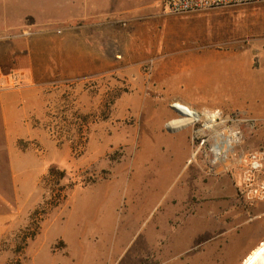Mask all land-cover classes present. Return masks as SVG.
Instances as JSON below:
<instances>
[{
	"label": "rangeland",
	"instance_id": "rangeland-1",
	"mask_svg": "<svg viewBox=\"0 0 264 264\" xmlns=\"http://www.w3.org/2000/svg\"><path fill=\"white\" fill-rule=\"evenodd\" d=\"M118 1L103 3L114 11L91 35L104 42L96 59L107 60L108 69L52 81L65 74L64 39L73 45L88 39L85 28L68 25L90 19L66 22L72 8L59 0H0V66L12 63L26 74L13 101L21 104L17 117L43 129L39 160L26 162L30 170L34 164L44 170L42 201L32 192L38 176L26 179L24 209L40 203L27 224L0 240V264L201 263L226 234L221 221L235 215L256 226L251 237L264 240V199H246L240 191L244 155L264 152V98L246 90L264 78V0L180 14L166 12L163 0ZM231 63L247 75H234ZM207 73L205 90L186 89ZM219 78L231 80L224 91ZM233 79L241 85L234 87ZM176 102L196 111L183 126L191 131L192 151L162 170L161 141L188 132L167 127L170 115L184 116ZM206 110L219 112L213 128L205 129ZM220 132H236L239 141L214 162ZM53 166L65 173L60 185H67V196L43 215L40 205L59 187ZM256 176L264 179V167ZM216 186L224 189L220 195L213 194ZM208 203L214 206L205 211ZM202 214L210 229H191L187 221ZM181 248L189 249L177 253Z\"/></svg>",
	"mask_w": 264,
	"mask_h": 264
},
{
	"label": "crops",
	"instance_id": "crops-1",
	"mask_svg": "<svg viewBox=\"0 0 264 264\" xmlns=\"http://www.w3.org/2000/svg\"><path fill=\"white\" fill-rule=\"evenodd\" d=\"M123 0H119L121 2ZM114 3V0H59V5L64 7L66 10H72L65 14L66 22H71L77 19H90V21H83L76 23L75 25H68V28L76 26L78 28H85V35L88 39L85 43L79 41L76 45L73 42L65 40L62 44V57L60 58V68L65 72L64 75L58 80H69L77 78L75 72H85L87 75L102 73L106 71L107 60L103 63L97 61L96 50L105 49L104 42L97 43L92 40V32L94 27L107 25L106 19L114 11V5L104 6L103 3ZM127 2V1H125ZM101 3V4H100ZM135 11L137 9L134 7ZM102 17L104 21L93 20L94 18ZM92 19V20H91ZM79 21V20H78ZM89 35V36H88ZM13 50V45H11ZM200 54V53H199ZM205 55H208L204 53ZM11 57V56H10ZM13 57H11L12 59ZM11 62V60H10ZM112 63V61H111ZM202 67H205L200 63ZM139 65V64H138ZM137 65V66H138ZM198 65V64H197ZM12 63L9 66H0V240L7 236L13 231V234L25 224H27L30 213L39 205L40 200L44 199L42 190V184L40 177L43 175V171H40L36 164L34 169L30 170L28 166V160L34 159L39 160V155L42 154L43 148L40 140V132L43 130L35 124H27L22 119L17 117L18 111H20V101H13V93L19 90V86L27 81V77L24 71L13 67ZM133 65H128L131 68ZM135 66V65H134ZM235 74L245 75L247 70L241 65L231 63L230 65ZM209 70V66H208ZM14 73V75H13ZM247 75V74H246ZM251 77V76H250ZM254 76L252 75L251 79ZM57 78L52 81H56ZM209 73L198 78L196 81L190 79L185 85L186 89H195L196 91H203L208 87ZM50 81V82H52ZM234 87H239L241 82L237 79L232 80ZM218 90H226V86L231 85L229 78L218 79ZM253 88L250 90V94L253 97L264 98V78L262 80L250 82ZM39 89V88H38ZM226 94H222L225 96ZM202 96H205L202 94ZM172 113V112H171ZM174 118L173 115L167 119V127L173 132H180L188 130V132L182 136L181 139H165L162 140L160 145L164 157L160 159L162 170H167L169 164L171 167H176L181 159L186 158L189 152L192 151V142L190 139L191 131L188 127H181L178 129H171L169 122ZM28 125V126H27ZM26 130L27 132H25ZM43 132V131H42ZM43 147V146H42ZM27 161V162H26ZM30 176H38L36 179V187L32 192L39 197V202L32 205L29 209L25 210L23 205V196L27 192L26 179ZM213 194L220 195L224 189L220 186H216ZM218 205L221 204L219 202ZM213 204L208 203L205 206V211L212 208ZM202 210L204 208H201ZM199 219L190 218L189 222L191 229L196 226L198 231L204 229H210V220L206 221L204 214ZM222 224L227 226L223 231L226 233L220 241L209 246L205 253L207 256L203 258L201 263L197 260H191L187 264H242L244 260L251 254V252L259 246L262 241L261 234L251 237L256 226H250L251 223L248 221L240 222L235 217L230 221H221ZM245 227V230L240 232L239 230ZM222 231V232H223ZM183 244H180L179 248ZM243 247V248H241ZM181 248L177 253H184L188 250Z\"/></svg>",
	"mask_w": 264,
	"mask_h": 264
},
{
	"label": "built area",
	"instance_id": "built-area-1",
	"mask_svg": "<svg viewBox=\"0 0 264 264\" xmlns=\"http://www.w3.org/2000/svg\"><path fill=\"white\" fill-rule=\"evenodd\" d=\"M263 0H163L164 10L168 13L180 14L207 8L221 7L231 4L253 3ZM243 185L241 193L246 199H264V179L256 180L258 172L263 171L264 152L251 151L243 157Z\"/></svg>",
	"mask_w": 264,
	"mask_h": 264
},
{
	"label": "bare ground",
	"instance_id": "bare-ground-1",
	"mask_svg": "<svg viewBox=\"0 0 264 264\" xmlns=\"http://www.w3.org/2000/svg\"><path fill=\"white\" fill-rule=\"evenodd\" d=\"M175 104L177 105L176 106L177 110H181L184 116L181 118L172 119L169 122L170 128L178 129L185 125L191 124L195 119L196 111H193L187 104L181 102H176ZM204 113L206 115L205 117L206 121L204 123L205 129L210 127L213 128L216 125V123L219 121V120L217 121L219 112L206 110ZM238 141H239V137L237 136L236 132L226 135H224L222 132L218 133L216 136L215 143L213 144L214 162H217L218 160L226 159L228 152L233 150L235 143ZM263 263H264V240L261 242V244L258 247H256L251 252V254L244 260L242 264H263Z\"/></svg>",
	"mask_w": 264,
	"mask_h": 264
},
{
	"label": "trees",
	"instance_id": "trees-1",
	"mask_svg": "<svg viewBox=\"0 0 264 264\" xmlns=\"http://www.w3.org/2000/svg\"><path fill=\"white\" fill-rule=\"evenodd\" d=\"M50 174H52V176H56L58 177L57 179V184L59 185L58 187V190H54V188H51V193H50V197L48 199H45L43 201V203L40 205V211L43 215H46L49 213V211L55 207H57L63 199L66 198L67 196V193H66V189H67V185L63 184V185H60L61 181L64 179L65 177V173L63 170L59 169L58 167L56 166H53L51 169H50ZM42 182L45 184L44 187L45 188H48V186L46 185V177L44 176L43 177V180ZM56 193H58V196L56 195ZM56 195V198H54V196ZM39 211V212H40ZM34 213H38V208L35 210ZM45 216L42 217V220L44 219ZM38 231H34L30 237H35L37 235Z\"/></svg>",
	"mask_w": 264,
	"mask_h": 264
},
{
	"label": "water",
	"instance_id": "water-1",
	"mask_svg": "<svg viewBox=\"0 0 264 264\" xmlns=\"http://www.w3.org/2000/svg\"><path fill=\"white\" fill-rule=\"evenodd\" d=\"M179 111V113H181L182 114V111L181 110H178Z\"/></svg>",
	"mask_w": 264,
	"mask_h": 264
}]
</instances>
